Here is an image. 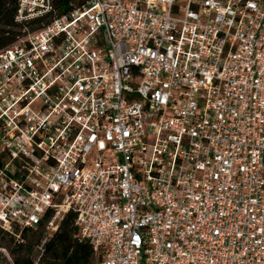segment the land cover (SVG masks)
Returning a JSON list of instances; mask_svg holds the SVG:
<instances>
[{"label":"built area","instance_id":"2783aa9c","mask_svg":"<svg viewBox=\"0 0 264 264\" xmlns=\"http://www.w3.org/2000/svg\"><path fill=\"white\" fill-rule=\"evenodd\" d=\"M70 211L99 264H264V0H85L0 50V228Z\"/></svg>","mask_w":264,"mask_h":264},{"label":"trees","instance_id":"16d2710c","mask_svg":"<svg viewBox=\"0 0 264 264\" xmlns=\"http://www.w3.org/2000/svg\"><path fill=\"white\" fill-rule=\"evenodd\" d=\"M20 0H0V50L14 43L23 36L24 29L36 31L48 24L56 14L65 13L84 4L85 0H52L53 12L44 16L33 17L21 22L16 20ZM76 214L70 211L59 223L56 232L48 236L43 245L40 264H91L94 254L91 245L78 237L75 224ZM44 221L34 229H24L21 238L15 237L0 228V246L9 237L6 248L14 264H35L33 249L40 246L46 235Z\"/></svg>","mask_w":264,"mask_h":264},{"label":"rangeland","instance_id":"374dc122","mask_svg":"<svg viewBox=\"0 0 264 264\" xmlns=\"http://www.w3.org/2000/svg\"><path fill=\"white\" fill-rule=\"evenodd\" d=\"M30 18H33V17H28V19ZM18 22H21V21H24L26 20L25 18L24 19H16ZM25 32L24 35H27L29 33H33L34 31H31V30H26L24 29L23 32ZM37 229V228H36ZM34 229V230H36ZM44 234L46 236L49 235V231L47 230L46 226H45V229H44ZM15 237V236H14ZM20 238H17L15 237V240H19ZM9 237H6V240L5 241H2V246H0V264H14L13 263V259H12V256L10 254V252L8 251V249L6 248V244H9ZM39 246H35L34 249H33V259L35 261V264H40V259H42V251L38 248ZM91 264H99L98 263V260L96 259V257H94L93 261Z\"/></svg>","mask_w":264,"mask_h":264}]
</instances>
